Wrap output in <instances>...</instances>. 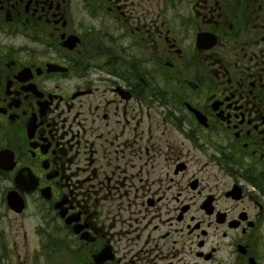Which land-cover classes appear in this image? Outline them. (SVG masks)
Masks as SVG:
<instances>
[{
	"label": "flooded vegetation",
	"instance_id": "obj_1",
	"mask_svg": "<svg viewBox=\"0 0 264 264\" xmlns=\"http://www.w3.org/2000/svg\"><path fill=\"white\" fill-rule=\"evenodd\" d=\"M67 239L264 264V0H0V264Z\"/></svg>",
	"mask_w": 264,
	"mask_h": 264
},
{
	"label": "rangeland",
	"instance_id": "obj_2",
	"mask_svg": "<svg viewBox=\"0 0 264 264\" xmlns=\"http://www.w3.org/2000/svg\"><path fill=\"white\" fill-rule=\"evenodd\" d=\"M3 225L5 226L7 231L9 229V226L12 227L13 233L15 234L16 238H18V242L21 245L23 243V238H24L25 233L27 235V243H30V245H28L29 249H31V247H34L35 245H36V248H37V245L38 246L41 245L40 243H38L39 235H38V232H36V228H35L36 222L35 221L31 222V223L26 222V226L21 227V225L18 226L15 223L9 224L6 220H4ZM68 241L71 243V241L69 239H68ZM73 249H74V246L70 244L66 248H63L59 251H55L54 254L56 252L57 253L54 255L53 258H51L48 255H47V257H48L47 258L46 254H49L50 251H49V249L45 248L46 254L44 253V255H43L44 259L46 260L45 264H77L78 262L76 261V259L71 254ZM29 252H31V251H29ZM19 253L22 256L24 255V251L22 249L20 250ZM28 254L29 253L27 252V255ZM30 255H31V259H30L29 264H33L32 259L37 260V262H35L36 264H40L41 258H40V254L37 253V251H33ZM53 260H54V262H53Z\"/></svg>",
	"mask_w": 264,
	"mask_h": 264
}]
</instances>
